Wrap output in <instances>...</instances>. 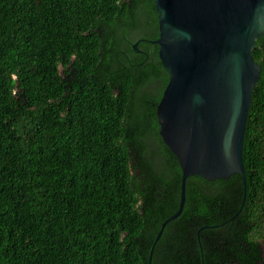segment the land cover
<instances>
[{
  "label": "trees",
  "instance_id": "16d2710c",
  "mask_svg": "<svg viewBox=\"0 0 264 264\" xmlns=\"http://www.w3.org/2000/svg\"><path fill=\"white\" fill-rule=\"evenodd\" d=\"M157 38L152 0H0V264H264V34L245 191L189 176L155 242L181 181Z\"/></svg>",
  "mask_w": 264,
  "mask_h": 264
},
{
  "label": "water",
  "instance_id": "95a60500",
  "mask_svg": "<svg viewBox=\"0 0 264 264\" xmlns=\"http://www.w3.org/2000/svg\"><path fill=\"white\" fill-rule=\"evenodd\" d=\"M152 2L158 25L152 43L167 74L156 106L159 136L181 170L178 210L161 224L156 242L180 215L189 176L239 174L245 191L242 145L260 77L252 50L264 34V0Z\"/></svg>",
  "mask_w": 264,
  "mask_h": 264
},
{
  "label": "flooded vegetation",
  "instance_id": "af4514ba",
  "mask_svg": "<svg viewBox=\"0 0 264 264\" xmlns=\"http://www.w3.org/2000/svg\"><path fill=\"white\" fill-rule=\"evenodd\" d=\"M262 251H263V254H264V246L261 247Z\"/></svg>",
  "mask_w": 264,
  "mask_h": 264
},
{
  "label": "rangeland",
  "instance_id": "374dc122",
  "mask_svg": "<svg viewBox=\"0 0 264 264\" xmlns=\"http://www.w3.org/2000/svg\"><path fill=\"white\" fill-rule=\"evenodd\" d=\"M61 70V69H60Z\"/></svg>",
  "mask_w": 264,
  "mask_h": 264
}]
</instances>
